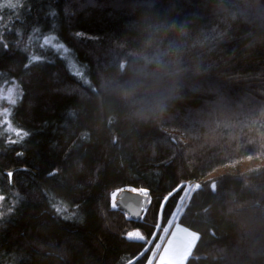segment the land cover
I'll list each match as a JSON object with an SVG mask.
<instances>
[{
    "label": "trees",
    "instance_id": "1",
    "mask_svg": "<svg viewBox=\"0 0 264 264\" xmlns=\"http://www.w3.org/2000/svg\"><path fill=\"white\" fill-rule=\"evenodd\" d=\"M20 3L0 7V90L29 133L0 125V264H148L190 182L185 264H264V0ZM133 188L139 220L111 206Z\"/></svg>",
    "mask_w": 264,
    "mask_h": 264
},
{
    "label": "rangeland",
    "instance_id": "2",
    "mask_svg": "<svg viewBox=\"0 0 264 264\" xmlns=\"http://www.w3.org/2000/svg\"><path fill=\"white\" fill-rule=\"evenodd\" d=\"M63 53L66 54L69 63L73 64V60L71 59L69 54H67L65 51ZM9 97H12L10 91L4 92L3 90H0V113H3V111L6 109L8 110V106L10 105ZM3 104H5L6 106H4ZM0 120H3L2 115H0ZM192 183L195 184H192L194 185L195 189L197 187V184L195 182ZM165 231L155 247L154 251L158 252H156L155 259L152 264H159V258L161 255H163V253L167 254L169 264H185L187 259L192 254V251L197 243L198 236L179 224L174 225L169 233ZM167 233L168 235L166 236ZM158 247H160L159 250Z\"/></svg>",
    "mask_w": 264,
    "mask_h": 264
},
{
    "label": "snow or ice",
    "instance_id": "3",
    "mask_svg": "<svg viewBox=\"0 0 264 264\" xmlns=\"http://www.w3.org/2000/svg\"><path fill=\"white\" fill-rule=\"evenodd\" d=\"M0 7H7V8H17V7H23V4L20 3V0H17V3H7L6 5H0ZM52 15H55V13L53 12ZM11 30V29H9ZM56 39V37H45L44 38V45H52L54 48H56L57 50H60V49H64L65 51H67L66 48H64V45L60 44V45H56V44H53V41ZM0 43H3V38L2 36H0ZM42 45V47L44 46ZM9 47V45L7 43H3V48L5 50H7ZM40 58L38 56H32L31 57V60L35 61V60H39ZM80 73V70L77 69L76 71V75L78 76ZM9 100L11 103H15V99L12 98V97H9ZM0 115L3 116V120L0 121V125H3L4 126V132L5 133H10V134H13L15 135L16 137H18V139L16 140H12V139H9L8 142L9 143H20L25 137H27L29 135V133L27 131H23L22 129H19V128H16L13 126L12 124V121L10 119V112L9 110H4L3 113H0ZM9 179L11 180V177L13 175L12 172H8L7 173ZM132 192H139L140 194H142L144 197H147L148 195V192L146 189H131ZM116 196H117V193H112V208H117V202H116ZM4 197L0 196V200H3ZM143 203V202H141ZM126 207H132L131 205H125ZM56 211L57 213L61 212L62 209L60 207H56ZM140 211H145V209L141 208ZM68 217H65V219H67ZM126 238L129 239V240H137V241H144L145 240V236L139 231V230H134V231H129L126 233ZM156 255V252L154 251L153 252V256ZM148 264H152V259L149 258V262ZM159 264H169L168 262V257H167V254L166 253H163V255L160 256L159 258Z\"/></svg>",
    "mask_w": 264,
    "mask_h": 264
},
{
    "label": "water",
    "instance_id": "4",
    "mask_svg": "<svg viewBox=\"0 0 264 264\" xmlns=\"http://www.w3.org/2000/svg\"><path fill=\"white\" fill-rule=\"evenodd\" d=\"M117 207L130 216L133 220H139L144 211H140L141 208L145 209L147 206L148 198L144 197L139 192L122 191L116 198ZM143 202V203H141ZM125 205H131L132 207H126ZM176 213V212H175ZM175 214L171 221H173Z\"/></svg>",
    "mask_w": 264,
    "mask_h": 264
},
{
    "label": "bare ground",
    "instance_id": "5",
    "mask_svg": "<svg viewBox=\"0 0 264 264\" xmlns=\"http://www.w3.org/2000/svg\"><path fill=\"white\" fill-rule=\"evenodd\" d=\"M193 189H194V185H190V186H188V187L186 188V190L184 191V194H183V196H182V198H181V200H180V204L178 205V207H177V209H176V210H177V211H176V215H175V217H174V219H173L171 225H170L169 228L167 229V232H169V231L172 229V227L174 226V224H175V222H176V219H177L178 215L181 213V211H182L183 208L185 207L186 202H187L189 196L191 195ZM160 246H161V245H160ZM159 249H160V247H158V250H159ZM153 261H154V259L152 260V263H153Z\"/></svg>",
    "mask_w": 264,
    "mask_h": 264
},
{
    "label": "crops",
    "instance_id": "6",
    "mask_svg": "<svg viewBox=\"0 0 264 264\" xmlns=\"http://www.w3.org/2000/svg\"><path fill=\"white\" fill-rule=\"evenodd\" d=\"M174 227V226H173Z\"/></svg>",
    "mask_w": 264,
    "mask_h": 264
}]
</instances>
